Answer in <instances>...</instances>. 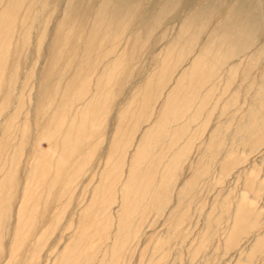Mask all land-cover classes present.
Wrapping results in <instances>:
<instances>
[{
	"label": "bare ground",
	"instance_id": "bare-ground-1",
	"mask_svg": "<svg viewBox=\"0 0 264 264\" xmlns=\"http://www.w3.org/2000/svg\"><path fill=\"white\" fill-rule=\"evenodd\" d=\"M56 10L51 61L68 51L69 60H79L77 71L61 91V77L53 82L38 73L35 95L25 91L29 79L19 90L16 70L5 71L14 37L23 46L33 38L39 50ZM171 15L180 21L170 36L161 28ZM33 25L41 29L35 37ZM157 31L163 42L151 66L96 136L117 80L132 74L129 61L153 46ZM6 78V102L13 95L16 105L0 113L1 264L38 263L78 192L46 264H129L143 237L151 253L146 261L143 249L136 264H158L174 238L186 239L215 161L219 179L232 176L243 187L236 201L231 188L213 200L189 254L201 255L220 230L224 254L240 246L235 264L264 254V0H0V83ZM58 95L63 102L55 105ZM39 124V137L22 144ZM26 146L31 156L24 161ZM79 148L77 161L86 163L63 169L64 157ZM188 163L196 166L181 180ZM50 199L53 216L41 225ZM160 219L166 231L148 234Z\"/></svg>",
	"mask_w": 264,
	"mask_h": 264
},
{
	"label": "rangeland",
	"instance_id": "rangeland-1",
	"mask_svg": "<svg viewBox=\"0 0 264 264\" xmlns=\"http://www.w3.org/2000/svg\"><path fill=\"white\" fill-rule=\"evenodd\" d=\"M148 2L150 3V2H152V0H148ZM58 15H59V10L58 11L56 10V12L54 14H51V17H50L51 20L49 18V20L47 21L48 25H47V29H46V32H45L46 35H44V38L42 40V44H41L39 50H38V48H36V45L34 44L35 42H34L33 38L29 40L28 44L23 46V45L20 44V37L19 36H15L14 37V40L16 39V42L18 43V45L13 40V42H14L16 47L14 46V44L12 45V48L10 50V57H9V59L11 61L8 60V63H7L8 65L6 64V67L7 66L8 67L5 68V71L9 75V73L12 74L13 71L16 70V73H17L16 80H17V86H18L19 90L21 89L22 81L24 80V78L25 79H29V80H27V86H26V90L25 91L26 92L27 91L30 92L31 89H32L31 93L35 95L37 93V89H38L37 88V82H38L37 78H38V76L36 77V74L38 73V75L40 74L39 75L40 77H42L44 75H48V77H49V75H50L52 80H55L53 82L58 81L59 77H61L60 81H59L60 82V91H61V90L64 89L65 82H68L72 78V76H74V74L76 73L77 64H78L79 60H78L77 57H76V59H73L72 61L69 60V53L70 52H68V51L65 52V55L63 56L62 60L58 64H53L52 61H51V57H52L53 51L51 52L49 50V48H47V46H49L51 44V33H52L51 29L54 27V25H56V23L58 21ZM179 21H180V19L178 17L177 18H173V15H171L170 19H168L166 24H164L161 29L162 30L163 29L167 30V34H169V35L171 34L172 35L176 31V28H177V26L179 24ZM40 30L41 29L39 27H37L36 25H33L32 26V35H33V37H35V35H37L38 31H40ZM159 31L156 32L157 34H155L154 39L152 38L154 44H153V46L150 49H148L149 51L148 50H145L143 52L139 51L138 53H136L133 56V59H132L133 61L132 60L129 61L130 64H131V65H129V67L130 66L132 67V69L130 67L131 72H132V74H129L130 77L128 75L129 72H127V73L121 74L120 78L118 79L119 81L117 80L118 83H117V87H115V89H114V97L106 99V104L110 106V107H108V114H107L106 121L101 126L100 130H98V132L96 133V136H98V135H100V134H102L104 132H107V128H108L109 122H110L109 118H111L114 115V113L116 112L115 108H116V106H118V103L124 101V97H125V94H126L125 92L129 91L130 90L129 88H132V89L135 88L136 87L135 85L138 83V80H141L143 78V75L145 74V69L146 68L148 69V67L151 66V64H152L151 63V59H152L151 55H153L157 51V47H159V45H161L162 42H163V40L160 39V37H159L160 36V34L158 33ZM12 49H14V50H12ZM32 73H33V76H31ZM126 78H128V79H126ZM7 79H9V78L4 79L2 81V83H0V113H2V114L5 111H7L8 109H14V107L16 105L15 104V96H13V95L10 96V101L8 103L6 102V96L8 95L7 94V90H8ZM59 94H60V92H59ZM56 100L57 101H56L55 105H57L58 102L59 103H61V101L63 102V97H60V95H58L56 97ZM109 102H110V104H109ZM7 104H8V106H7ZM31 104H33L32 101H31ZM215 112H217V110L214 111V114H215ZM4 114L6 115L7 113H4ZM5 115L3 117H5ZM29 116H30V119L35 120L34 111H31ZM41 124H39L40 126L36 127V130L34 129L35 132L38 130L36 132V133L39 132L38 134L35 135L34 134L35 132L32 133V130L30 129L29 132L27 133V135L21 141V143L26 145L29 139H31V141L34 140V139L36 140L37 137H39V134H41L40 131H39L40 128L42 127ZM206 131L203 134L204 135L203 137L206 136ZM138 136H139V134H138ZM15 139L17 140V141L16 140L13 141L15 143H18L19 140H20L18 136H17V138L15 136ZM43 141H41L42 142L41 146L44 147V148H47V143H43ZM22 144H21V146H22ZM26 147H27V148H25L26 149V153L30 152L29 150H31V147L30 148H29V146H26ZM80 149L84 151V148H79L77 151H73L72 153H69V154H67L64 157V159L62 161V165H61V166H63V169L68 168L72 163H74L75 161H77V159H79V153L81 152ZM96 151L97 152L94 155L93 159H95L96 156L100 155V146L98 147V149ZM24 153H25V151H24ZM233 155H235V154H233ZM28 156H29V154L27 153L26 156L22 157V159H24V161H25V159H27ZM236 156H237V154L234 157H236ZM69 158H71V159H69ZM81 160H83V162H85L84 159H80V160L77 161V163L80 162ZM188 164H190V165H188ZM188 164H185L184 167H183L184 170L182 169L183 171H181V175H180V178L182 177L181 180H183L187 175L190 174L191 166L194 167V168L196 166V165H191V163H188ZM21 165L23 166L24 163L22 162ZM213 165H212V167L210 169V174L205 177L206 178L205 179L206 181L204 182L205 184L203 183L204 185L202 184L201 187H200V194L197 197L198 200L195 199V201H194V205H193L194 207H193V211H192V213L193 212L194 213L191 216V218H192L191 222H192L193 225L190 223V227L188 228V231L185 232V233L188 232L190 234L187 233L186 239L174 238L173 242H172L171 249L169 251L170 254H168L167 257H165L166 260H165V258L161 259L159 263H161V264H195V263L202 262V261H203V264H235L236 263V260H237L236 251L239 250L240 246L237 249H235V250L232 249V250L229 251V253L224 254L223 244H222L224 236H223V234L221 232L222 230H220L218 232L217 236H215L212 239V241L208 244L207 249H204V252L203 251L201 252V255H199V256H197L196 258L193 259L191 257V255L189 254V249H191V247L195 246V244H198V240H197L198 238L196 236L201 234L202 228L204 226L203 225L204 224V220L203 219H205V216L207 215V212L208 213L210 212V209H211V207L213 205V202H214L213 200H215L216 197L218 199L219 197L221 198V197L225 196L226 194H228L227 192H229L232 189V190H235V191H232L231 194H230L231 200L233 199V197H235L234 201H236L235 199H237L239 197V195H240L239 193H241L240 189H242L241 188V186H242L241 184L242 183H238V181H237L238 178L234 179L232 176H230L231 178H229L227 176L226 177L224 176L226 178V181H227V182L224 183L223 180L219 179L220 178L219 177L220 176V170H219L220 166L217 165L216 161H215V163ZM90 166L89 165L88 166H84V167H87V168H84V167L83 168L87 170ZM217 166H218V169L215 171L216 172V174H215V172L213 170H215ZM213 167H215V169ZM187 170H188V172H187ZM218 174H219V176H218ZM208 177H210V179ZM211 177H213L212 178L213 180L211 179ZM208 180L214 181L215 183H211ZM240 180L241 179L239 178V182H241ZM207 182H208V185L206 186L207 189L205 188L206 189L205 190L204 187H205ZM221 182H223V183H221ZM231 182H233V183H231ZM226 183H228L229 185L226 184ZM237 183H238V186H237ZM221 184H222V186H221ZM231 184H232V186H230ZM211 185H213V186H211ZM216 185H218V186L216 187ZM219 186L223 187V188L220 189ZM226 186H228V187H226ZM227 188L228 189L231 188V189L227 190ZM202 190H204V191H202ZM221 190H223V192ZM219 191L222 192L221 194H223V195H220ZM225 191H226V193H225ZM78 193L79 194L76 193V197H75V201H74L75 203H73V205H71L69 207V210H68L67 214L63 217L64 221H62L61 226H63L68 221V219L71 217V214H73V212L76 211L75 204H76V202H78V199L82 195V194H80V192H78ZM235 194H236V196H235ZM246 195L247 196H251V193L248 192ZM200 198H201V201H200ZM198 202H200V203H198ZM262 203L263 202L261 201V203H259V205L261 204L260 206H262L263 205ZM15 204H16V200L13 201L14 209L16 207ZM199 204H202V205H199ZM48 207H49L48 208V212L45 213V214L42 213V214H44L43 215L44 217L43 218L41 217V219H40L41 220L40 221L41 225H42V222H43V224L45 222H48L50 220V218L53 216L52 215L53 214V212H52L53 206H52L51 199H50V201L48 203ZM194 208H196V209H194ZM195 211H196V213H195ZM205 211H207V212H205ZM200 213H202V214L200 215ZM262 219L264 220V208L262 209ZM160 221H161V219L158 222H156L155 225L153 224V226L149 227L147 229V233L151 234L156 229H157L156 231L159 232V234H161L163 231H166L165 228H163V231H161L162 230V226H161V222ZM159 223H160V225H158ZM61 226H59L55 230V233L51 236V237H54V238L53 239L50 238V241L47 243V246L45 247L39 262L38 263L32 262L31 264H42V263L46 264L47 259H52V256H50L49 247L52 245L56 235L57 234L59 235V233H61L60 232L61 231L60 230ZM158 230H160V231H158ZM156 231H155V233H156ZM261 231L263 232L264 228H262L260 230V232ZM156 234L159 235L158 233H156ZM156 234H154V235L156 236ZM146 236L148 237L149 235H146ZM193 239L197 241V242H195V244H192V242H194ZM141 244H142V247H141ZM151 246L152 245H149V242L147 241L146 237L145 238L143 237L142 241L140 242L139 247H138L139 250L137 248L135 253H133V257L130 258L131 260L129 261V264H136L137 263V261L139 259L138 255H140V252L143 249H145V251H144L145 259L144 260L147 261V259L150 256L149 253H151V251H150ZM148 247H150V248L148 249ZM147 250H148V252L149 251L150 252L148 253ZM145 252L148 253V255H146L147 258L145 256V254H146ZM127 253L128 252H126V254ZM129 254L126 255L127 256L126 258L129 257ZM203 254H205V255H203ZM245 254H246V252H245ZM3 255L4 254L2 253V255L0 256V264L4 261L5 255L4 256ZM199 259H202V260L200 261ZM203 259H205V260H203ZM144 260H143L144 264H147V262L144 261ZM90 261H89V263L91 264L92 262H94V259L93 260L90 259ZM24 262H26V261H23V259L19 258V259H16L14 264H24ZM247 263L248 264H264V254L256 256L255 258L250 259Z\"/></svg>",
	"mask_w": 264,
	"mask_h": 264
}]
</instances>
